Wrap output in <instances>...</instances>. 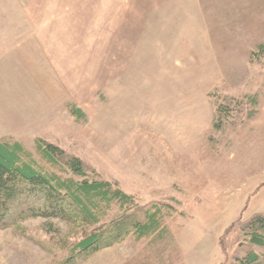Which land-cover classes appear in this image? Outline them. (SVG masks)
Here are the masks:
<instances>
[{
    "label": "rangeland",
    "instance_id": "rangeland-1",
    "mask_svg": "<svg viewBox=\"0 0 264 264\" xmlns=\"http://www.w3.org/2000/svg\"><path fill=\"white\" fill-rule=\"evenodd\" d=\"M261 47L264 0H0V140L81 181L44 160L39 140L55 144L134 196L142 220L162 210L159 233L81 264L234 263L222 237L264 213ZM91 230L78 214L0 228V264H69Z\"/></svg>",
    "mask_w": 264,
    "mask_h": 264
},
{
    "label": "trees",
    "instance_id": "trees-1",
    "mask_svg": "<svg viewBox=\"0 0 264 264\" xmlns=\"http://www.w3.org/2000/svg\"><path fill=\"white\" fill-rule=\"evenodd\" d=\"M261 51L264 53V47ZM71 111L78 119L86 118L80 108L73 106ZM226 111L221 110L220 115ZM38 149L48 164L68 169L81 181L75 178L65 180L52 174L20 141L0 140V228L8 229L32 218L61 219L69 214L84 217L93 230L72 245L69 264H81L104 249L120 245L132 234L146 239L162 229L161 208L147 210L142 220L135 197L111 182L92 180V173L84 160L69 156L61 147L43 140H39ZM25 197L44 199L45 203L13 215V206ZM115 204L128 208L126 214L105 222L108 211ZM232 235L238 244L233 264H264V257L257 252L258 248H264V213L249 220L242 217L231 225L220 242L226 259L231 255L229 239Z\"/></svg>",
    "mask_w": 264,
    "mask_h": 264
}]
</instances>
